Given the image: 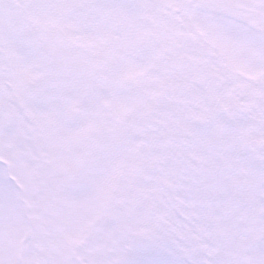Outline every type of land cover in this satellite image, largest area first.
I'll return each instance as SVG.
<instances>
[{"label": "snow or ice", "instance_id": "6c2138e0", "mask_svg": "<svg viewBox=\"0 0 264 264\" xmlns=\"http://www.w3.org/2000/svg\"><path fill=\"white\" fill-rule=\"evenodd\" d=\"M0 264H264V0H0Z\"/></svg>", "mask_w": 264, "mask_h": 264}]
</instances>
